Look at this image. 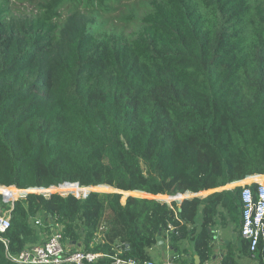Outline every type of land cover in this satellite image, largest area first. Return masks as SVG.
Instances as JSON below:
<instances>
[{"label":"trees","instance_id":"trees-1","mask_svg":"<svg viewBox=\"0 0 264 264\" xmlns=\"http://www.w3.org/2000/svg\"><path fill=\"white\" fill-rule=\"evenodd\" d=\"M62 2L47 0L33 19L0 17L6 199L30 189L77 194L105 185L180 199L264 175V3L151 0L135 36L126 38L96 32L79 11L58 27L52 19ZM240 191L180 203L134 195L123 203L121 193L96 190L80 197L29 192L11 209L0 264H16L8 254L37 243L39 220L48 233L59 229L70 248L113 254V244L127 242L121 256L150 261L157 235L164 240L170 225L175 241L180 223L199 212L201 230H184L202 264L212 256L209 224L219 208L238 219ZM101 224L103 239L95 243ZM237 236L241 255L264 264V251L251 253L240 228ZM229 261L239 264L230 245L222 263ZM111 263L102 257L93 264Z\"/></svg>","mask_w":264,"mask_h":264},{"label":"rangeland","instance_id":"rangeland-1","mask_svg":"<svg viewBox=\"0 0 264 264\" xmlns=\"http://www.w3.org/2000/svg\"><path fill=\"white\" fill-rule=\"evenodd\" d=\"M47 0H0V17L1 20L8 22L10 20L15 19H33L37 16H41L45 11V4ZM251 4H255L258 2L264 3V0H249ZM151 0H63V2L59 5L56 9L58 16L53 18L52 21L58 27H60L66 17L74 12L79 11L87 16V18L91 21L93 26H96V32L103 33L109 32L114 35H122L123 37L129 38L135 36L136 32L138 31L141 25V19L143 15L148 12L151 8ZM251 181V180H250ZM249 182L243 181L241 184ZM240 186V185H239ZM88 190H96L101 193L105 192H118L121 193L122 202H125V197L127 195H134L138 197H147V198H154L160 201H165L170 203L171 201H175L176 203H180V199H165L163 197H154L151 195H143V194H128L122 190L116 189L112 186H101L96 189L91 188ZM87 190V191H88ZM35 192L41 193L45 196L50 195L51 193H55L54 189L51 190H39V189H30L24 191V193ZM59 193V192H57ZM71 193V192H69ZM69 193L63 194L67 195ZM82 193V190L79 191ZM74 194V193H73ZM76 194V193H75ZM149 194V193H148ZM201 197L205 196L206 193L200 194ZM157 196V195H156ZM15 199V198H12ZM224 214L225 218L220 220L221 215ZM220 218L214 219L210 224V231L212 232L213 236L216 237L214 241L215 245H219L224 247L223 241L228 239L231 244L234 246V250L241 248V240L236 235L237 230L235 229V222L232 221L230 216H226L224 212H220L218 214ZM178 219H181V215H177ZM39 223L41 221L39 220ZM36 228L38 229L39 236H37V243L39 244L45 236H48L50 233L43 230L42 225L44 224H36ZM193 226V233L200 230L202 226V220L194 219L191 223H183L181 222L178 226V239L177 242L172 240L175 245H177L178 250L180 253L185 251L187 253L193 252L191 234L185 232L184 228H189ZM180 241L178 242V240ZM33 244V245H35ZM30 246V245H29ZM154 246V245H153ZM152 246V247H153ZM150 254V252H149ZM237 261L240 264H260L258 260L252 259L249 256L244 257H236ZM204 264V263H203Z\"/></svg>","mask_w":264,"mask_h":264},{"label":"built area","instance_id":"built-area-1","mask_svg":"<svg viewBox=\"0 0 264 264\" xmlns=\"http://www.w3.org/2000/svg\"><path fill=\"white\" fill-rule=\"evenodd\" d=\"M259 175L264 176L263 174L254 176ZM65 183L71 182L61 184ZM73 183L76 184L77 182ZM240 187V236L248 245L251 253L264 251V179H252L241 184ZM89 191L85 190L81 194H71L80 197L85 196ZM0 194L2 196L0 203V241L6 245L5 233L11 223V209L17 199L24 198L25 193L18 194L15 199H6L2 193ZM37 223L41 224L39 221ZM104 229V225L101 224L94 238L95 243L102 241ZM172 230V226L169 225L167 231ZM129 249L130 246L127 242L113 244V254L102 251H86L82 248H70L64 243L61 231L55 229L48 236H45L39 244L26 246L17 254H8V257L16 264H93L102 257L110 258L112 260L111 264H155L152 261H138L132 257L121 256ZM181 258V254L169 252L165 255L163 264H180ZM204 264L221 263L218 260H212L205 261Z\"/></svg>","mask_w":264,"mask_h":264},{"label":"crops","instance_id":"crops-1","mask_svg":"<svg viewBox=\"0 0 264 264\" xmlns=\"http://www.w3.org/2000/svg\"><path fill=\"white\" fill-rule=\"evenodd\" d=\"M254 175H257V174H253V175H249V176H246L245 178H248V177H252V176H254ZM244 179V178H243ZM243 179H240V180H235V181H232V182H229V183H227V184H231V186L230 187H226L225 185H227V184H225V185H223V186H219V187H216V188H211V189H208L209 191H207L206 192V195L207 194H209V193H211V192H214V191H221V190H226V189H228V190H231V189H233L234 187H236V186H239V185H241V183H242V180ZM205 191V190H204ZM201 192H203V191H199V192H196V193H194V192H189V191H187V192H184V193H180V194H185L186 196H188L187 198H189V197H192V196H199V197H201V195H200V193ZM159 195V194H158ZM205 195V196H206ZM152 196H154V195H152ZM156 196V195H155ZM160 196H165V195H160ZM169 196V195H168ZM202 197H204V196H202ZM184 199V198H183ZM181 201V200H180ZM241 201V200H240ZM219 208V207H218ZM220 210H221V212H224L225 214H226V216H230L231 218H232V221H234L235 223V229L237 230V232H238V230H239V228H240V224H241V213H238V216H237V220H234L233 219V217H232V215H230V214H228L227 212H225V210L224 209H222V208H219ZM216 217L217 218H220V216H218V214H216L215 215V217L213 218V220L212 221H214V219H216ZM196 219H199V220H202L203 218H202V215H201V213L199 212L198 214H197V216L195 217ZM225 218V215L224 214H222L221 215V218H220V220H222V219H224ZM210 225V224H209ZM201 228H202V226H201ZM201 228H200V230H201ZM191 229H193V226H190L189 228H188V230H191ZM199 230V231H200ZM209 233H211L212 234V232L210 231V227H208V230H207ZM198 232V231H197ZM197 232H195V233H197ZM194 233V234H195ZM177 234H178V232H177ZM188 234H191V233H188ZM169 232L167 231L166 233H165V239L163 240V242H161V244H158V243H156V244H154V246L153 247H151L150 248V250H149V252H150V257H151V259H150V261H152V262H154L155 264H163V261H164V257H165V255L167 254V253H169V252H176V253H178V254H181V256H182V258H181V261H180V264H191L192 262H193V264H194V256H196V254L194 253V251L193 252H191V253H187V252H185V251H182V253H180L179 252V250H178V248L176 249H174V248H172V242L170 241V238H169ZM192 235L193 234H191V240H189V241H192ZM236 235H237V233H236ZM177 239H178V236H177V238H176V242H177ZM180 241V239L178 240V242ZM214 241H218V240H216V237L215 236H213V234L211 235V238H210V243H211V245H212V256H211V258L210 259H208V260H206V261H212V260H214V261H220V263L221 264H223L222 263V258H223V254H225L226 253V251H227V249H228V246L230 245L231 246V248H232V250H233V252H234V258L236 259V257L237 256H239V257H244L243 255H241V248H239L237 251L238 252H236L235 250H234V246L231 244V242L227 239H225L224 241H223V243H224V247H222V246H220V244L218 245H215L214 244ZM192 247H193V241H192ZM74 248H76V249H79L80 248V246H75ZM253 259V258H252ZM236 261H237V259H236ZM205 262V261H204ZM203 262V263H204ZM238 262V261H237ZM202 263V264H203ZM239 263V262H238ZM240 264V263H239Z\"/></svg>","mask_w":264,"mask_h":264},{"label":"water","instance_id":"water-1","mask_svg":"<svg viewBox=\"0 0 264 264\" xmlns=\"http://www.w3.org/2000/svg\"><path fill=\"white\" fill-rule=\"evenodd\" d=\"M77 185H79L78 183H76ZM188 196H184L183 198H187ZM175 200V199H173ZM157 243L158 244H161V242H163V240L161 239V237L159 236V234L157 235ZM194 264H200L199 260H198V257L197 256H194ZM228 264H232L231 261L228 262Z\"/></svg>","mask_w":264,"mask_h":264},{"label":"bare ground","instance_id":"bare-ground-1","mask_svg":"<svg viewBox=\"0 0 264 264\" xmlns=\"http://www.w3.org/2000/svg\"><path fill=\"white\" fill-rule=\"evenodd\" d=\"M260 176V175H259ZM258 177L257 176H254V177H248V178H244L243 180H242V182L243 181H250V180H252V179H257ZM263 178H260V179H257V180H262Z\"/></svg>","mask_w":264,"mask_h":264},{"label":"clouds","instance_id":"clouds-1","mask_svg":"<svg viewBox=\"0 0 264 264\" xmlns=\"http://www.w3.org/2000/svg\"><path fill=\"white\" fill-rule=\"evenodd\" d=\"M14 187V186H13Z\"/></svg>","mask_w":264,"mask_h":264}]
</instances>
